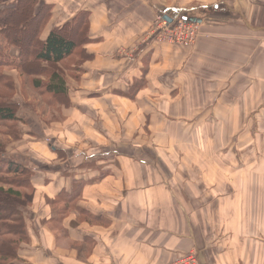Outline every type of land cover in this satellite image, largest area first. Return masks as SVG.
I'll return each mask as SVG.
<instances>
[{
	"label": "crops",
	"instance_id": "crops-1",
	"mask_svg": "<svg viewBox=\"0 0 264 264\" xmlns=\"http://www.w3.org/2000/svg\"><path fill=\"white\" fill-rule=\"evenodd\" d=\"M48 1L51 27L90 12L92 58L55 123L71 166L30 138L60 168L32 179L24 263L162 264L194 249L202 264H264V0ZM164 8L200 20L193 47L147 35ZM76 191L94 223L60 218Z\"/></svg>",
	"mask_w": 264,
	"mask_h": 264
},
{
	"label": "trees",
	"instance_id": "trees-1",
	"mask_svg": "<svg viewBox=\"0 0 264 264\" xmlns=\"http://www.w3.org/2000/svg\"><path fill=\"white\" fill-rule=\"evenodd\" d=\"M53 8L54 3L48 0H11L0 4V127H5L0 134L7 140L20 138L18 125L27 122L29 114L38 116L46 125L51 123L38 110L42 104L55 110L58 107L59 111L60 107H69L67 78L80 81L83 62L92 58L85 47L93 40L89 36L90 12L86 9L77 10L70 19L51 27L45 38L41 37ZM5 69L17 71L23 79L19 91ZM17 92L21 100L14 99ZM29 93L38 95L40 104L27 98ZM40 131L42 128L35 125L31 133L36 138ZM5 147L0 142V214L3 213L0 215V264H16L23 261L20 248L28 241L26 217L35 193L32 179L37 166L6 157ZM53 151L59 152L57 156L61 159L70 157L56 147ZM82 157L77 156V160ZM67 163L65 166H71ZM14 187L16 191L12 190ZM65 195L66 203L59 208L60 218L70 209H77L87 222L97 219L76 205L81 194L76 191L74 200L72 193Z\"/></svg>",
	"mask_w": 264,
	"mask_h": 264
},
{
	"label": "rangeland",
	"instance_id": "rangeland-1",
	"mask_svg": "<svg viewBox=\"0 0 264 264\" xmlns=\"http://www.w3.org/2000/svg\"><path fill=\"white\" fill-rule=\"evenodd\" d=\"M10 1L11 0H0V4H4V3L10 2ZM164 9H166V8H164ZM164 9H160V13H157L156 14V17L157 16L163 17L165 13H168V14L174 13V11H172V9H167L166 12L164 11ZM52 15H53V12H52ZM156 17H155V20H156ZM186 17H188V16H186ZM51 19H52V16L49 19L48 23L46 24V26L44 27V29H43V31L41 33V37L42 38H45L46 37V35L48 34V32H49V30L51 28ZM177 20H180V16L179 17H176L175 16L173 18V21H172V22H174L173 24H175V22ZM187 21H189V20H187ZM154 22H156V21H154ZM166 22L168 23V21H166ZM189 22H192V21H189ZM54 23H55V19H54ZM155 28H156V23H155V25H153V23H152V26L149 28L147 35L152 34L151 33L152 30L155 31ZM199 36L197 37V39L192 44H188V46L181 45L177 41H174V42L161 41L159 38L157 39L156 43H161V44L162 43H169V44H173V45L180 46V47H183V48H191V47H193L197 43V40H198ZM10 52H12V53L14 52L11 49V47H10ZM5 72L8 73V74H10L14 78V80L16 82L17 91H19V89L21 87L20 81L23 80V79L18 75L17 71H14L13 69H5ZM68 79H70V78H67V82H68ZM22 89L25 90V87H22ZM27 98H29L34 104H40V102H41L39 96L36 95V94H34V93L27 94ZM14 99L21 100V96L19 95V92H17L14 95ZM61 108L62 107H60V111H59V109L57 107V109H56L57 111H56L52 107L44 106L42 104L38 108V110H40L42 112L44 119L47 120V121H49V122H51V123L48 124V125H46L44 122L40 121V119L38 118V116L36 117V115H30L29 114V115H27V122H25V123H19V125H18V131H19V133H20L21 136H19L20 138L17 139V140H7L6 137H4V136H2L0 134V142L5 143V145H6V147H5V152H6L5 154L6 155L5 156L6 157L9 156L12 159H14L15 161H18V162H20V163H22L24 165H27V166L28 165H30V166H37V170H38V166H42V167H44V166H47V167L48 166H54V167H51V169H55V168L56 169H59L60 166H58L56 164H59L60 162L59 163L58 162L56 163L55 161H58V160H53L50 157L49 154L46 155L43 152H40L39 153L38 152V146L35 143L31 142L30 141L31 140L30 138L31 137H34L33 134L31 133L33 126L39 125L40 128H42V131H40V133H41V134H39L40 136L39 137H36L35 139L38 140V141H40L39 143L43 144L44 146L47 145L46 147L49 149L50 152H51L50 148L53 151L54 147H56V148L58 147L57 143L58 144L64 143L68 148H69V144L73 146V139H70L69 138V131L66 130L68 124L67 125L65 124L64 126H61L62 129L58 125L55 124L56 122H59L58 124H60L59 116L61 114ZM64 108H67V107H64ZM59 112H60V114H59ZM98 116H99V118H100L101 121H98L96 123V126L99 128V130H101L102 132H105V128L108 127L109 124L107 123L106 125H103L102 119H101L102 115H99L98 114ZM64 121H65V119H64ZM64 121L63 122L61 121L62 124H64ZM3 129H5V127H0V132ZM61 147H64V146L62 145ZM63 149L66 150V151H70L71 150L70 148H69L70 149L69 150L66 147H64ZM74 150L77 152L80 149H78V150L77 149H74ZM116 151H117L116 149L109 148L108 149V154L109 153L116 152ZM78 152H80V151H78ZM57 154H56V156H57ZM82 156H83V159L82 160H84L86 158L87 159L88 158L91 159V157L94 156V155L91 156V155L85 154V155H82ZM236 156L238 157V161H240V163H239L238 166H241V162H244L245 155L244 154L242 155V153H237ZM258 156H259V154L255 155V162H256L255 163V166H259V164H260V161L259 160L257 161ZM70 158L71 157H67L65 159L66 161L64 160L65 162L62 161L61 166H62L63 162H64V164H66L67 162H70ZM53 162H55L54 165H53ZM216 163L218 165L217 160H216ZM255 166H254L253 179H254V181H257L256 178H257L258 171L255 168ZM37 170H35V172ZM263 179H264V177H261L260 181L262 182ZM260 181H259V183H260ZM3 188H6L7 189V188H9V186L8 185H3ZM12 190H15L16 191L17 189H16V187H14V188H12ZM34 197H35V193H34ZM32 203H33V201H32ZM2 214H0V215L2 216ZM79 216H80V214H79ZM84 220H85V218H84ZM92 222L94 223L93 220H92ZM51 224H52L53 227L55 225L56 226V229H59V226H60L59 222H54V220H53V221H51ZM61 239H62L61 241H64V242L66 241L65 240L66 238H61ZM66 243H67V245H65V247L67 249L75 250L74 249L75 247L71 243H69V242H66ZM74 253H76L78 255V250L74 251ZM189 254H193L197 258L196 259V262L198 264H202V262H201V260L199 258V254L194 249L190 250L189 252H187L185 254L179 255V256L175 257L174 259H172L170 261H167L165 263H162V264H168V263L174 264V263L177 262V260H179V259H181V258H183V257H185V256H187ZM20 258L23 261H16V264H25L24 263L25 258H22V257H20ZM257 258L258 257L256 256V252H254L253 259H257Z\"/></svg>",
	"mask_w": 264,
	"mask_h": 264
},
{
	"label": "built area",
	"instance_id": "built-area-1",
	"mask_svg": "<svg viewBox=\"0 0 264 264\" xmlns=\"http://www.w3.org/2000/svg\"><path fill=\"white\" fill-rule=\"evenodd\" d=\"M155 21L156 28L151 33L152 35H157V39L159 38L161 41H177L181 45L188 46V44H192L200 35V24L195 22L180 19L172 25L168 24L161 16H157ZM196 259L193 254H189L177 260L174 264H198Z\"/></svg>",
	"mask_w": 264,
	"mask_h": 264
},
{
	"label": "water",
	"instance_id": "water-1",
	"mask_svg": "<svg viewBox=\"0 0 264 264\" xmlns=\"http://www.w3.org/2000/svg\"><path fill=\"white\" fill-rule=\"evenodd\" d=\"M177 16V13L174 12V13H171V14H165L164 15V19H166L169 23L172 22L173 18ZM183 19L185 20H189V21H195V22H199L200 20H197L195 18H192V17H186V16H183L182 17Z\"/></svg>",
	"mask_w": 264,
	"mask_h": 264
}]
</instances>
